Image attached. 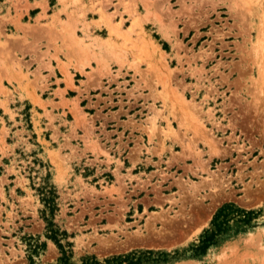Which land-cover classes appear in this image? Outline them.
Here are the masks:
<instances>
[{
    "label": "rangeland",
    "instance_id": "rangeland-1",
    "mask_svg": "<svg viewBox=\"0 0 264 264\" xmlns=\"http://www.w3.org/2000/svg\"><path fill=\"white\" fill-rule=\"evenodd\" d=\"M52 228L70 264H264V0H0V264H63Z\"/></svg>",
    "mask_w": 264,
    "mask_h": 264
},
{
    "label": "trees",
    "instance_id": "trees-1",
    "mask_svg": "<svg viewBox=\"0 0 264 264\" xmlns=\"http://www.w3.org/2000/svg\"><path fill=\"white\" fill-rule=\"evenodd\" d=\"M45 203L48 205L51 210L55 208L53 204V199L47 197L44 199ZM254 215V212H243L239 211L234 207V205L228 204L223 207H221L218 212L214 215L213 220L211 222V227L206 229L203 234L201 235L200 239V245L196 248V252H201L205 253L207 249L215 245L217 243L218 238L226 233V231L229 228L230 222L235 219V218H240L243 216L241 220H238L240 222H245L249 223L251 221L252 216ZM49 238L55 241V243L58 244L59 248L61 249L62 257H61V262L63 264H70V257L71 254L69 253L68 250H66V246L62 245L59 241L58 238V232L55 231L53 228L49 229ZM62 235L66 236V233H62ZM67 246H70L69 243H67ZM154 254L151 252H148L145 254V257L150 260L151 256ZM159 256H165L164 253L159 254ZM129 260V259H128ZM141 260V258H140ZM116 262V264H123L124 262H127V259H122V258H117L113 260ZM153 261H160V258L158 259H153ZM91 262V263H88ZM93 262V263H92ZM85 264H98L96 261L91 260V259H86Z\"/></svg>",
    "mask_w": 264,
    "mask_h": 264
}]
</instances>
